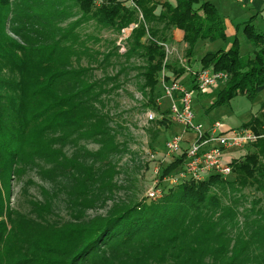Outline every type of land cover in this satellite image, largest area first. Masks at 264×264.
<instances>
[{"label": "trees", "instance_id": "1", "mask_svg": "<svg viewBox=\"0 0 264 264\" xmlns=\"http://www.w3.org/2000/svg\"><path fill=\"white\" fill-rule=\"evenodd\" d=\"M94 1L0 0V264H264V205L244 194L247 188L264 194V138L228 162L227 178L211 175L180 182L156 201L137 200L133 194L116 200L113 158L124 146L117 143L109 100L102 97L118 89V76L92 80L93 67H82L81 62H96L98 54L92 55L75 33L84 22L115 33L136 26L123 56L141 62L139 90L148 94L146 106L167 128L175 125L168 101L160 108L153 93L159 86L163 95L162 70L167 81H179L184 70L165 62L164 33L182 32L190 58L200 41H227L224 18L202 0H133L132 7L116 0L96 6ZM75 14L79 17L66 23ZM253 21L254 16L242 25L253 46L250 54H240L235 37L226 51L206 52L200 58V69L228 75V81L211 92L216 94L206 113L238 96L252 102L263 91L264 32L257 31ZM115 54L117 49L103 55L97 67L110 66ZM193 81L179 82L196 89ZM209 95L197 94L195 116L194 104ZM262 126L259 115L241 128L259 134ZM83 140L97 150L78 146ZM69 145L80 150L68 156ZM187 148L182 145L163 169L161 181L182 169ZM31 170L55 189H45L44 202L33 204L37 218L9 206L11 182ZM60 193L74 221L58 225L43 215L51 212V200ZM108 198L112 206L106 215L82 220L85 210Z\"/></svg>", "mask_w": 264, "mask_h": 264}, {"label": "rangeland", "instance_id": "2", "mask_svg": "<svg viewBox=\"0 0 264 264\" xmlns=\"http://www.w3.org/2000/svg\"><path fill=\"white\" fill-rule=\"evenodd\" d=\"M122 2L127 7H132L130 0H116ZM213 3L217 6L218 12L221 16L229 17L231 24L233 23V33L228 37L226 42L216 41L213 43L207 41L198 42L196 52L192 54L191 59L186 56V47L182 44L181 40H177L178 35L173 36L172 29L165 32V44L163 46L165 50V62L172 66H177L184 70L183 75L188 74L192 79L190 71H198L200 69V58L207 52H216L218 50L226 51L236 37L240 44V54L247 55L253 50V46L245 39L241 26L238 33L235 23H242L247 21L257 11L260 16L257 23H253V26L257 31L264 32V7H259L255 10L247 9L251 5H256L257 2L252 0H238L234 2V8L232 10L226 9L220 1L217 0H202ZM263 3H261L262 5ZM232 11V12H231ZM73 12H76L74 9ZM79 17L78 14L74 15V18L68 19L66 23L74 21ZM65 23V24H66ZM63 24V26L65 25ZM228 31L231 29L228 26ZM236 29V30H235ZM75 33L79 36V40L84 42L85 46L91 51L92 55L96 56L97 61L84 58L81 62L82 67H87L89 64L93 67L90 73L92 80L104 79L105 75L109 77L118 76L116 79L118 89L114 90L111 94L103 95L102 98L109 100L108 109L113 117V123L110 125L118 133L116 135L117 143L124 146V152L113 158V165L115 168L114 184L116 189L113 190L115 199H123L126 195L133 194L137 200L148 199V192L153 188L154 183L165 192L168 188L174 187L179 184V180L176 178L175 173L166 177L164 180H160L163 169L176 159V155L169 154L166 151L165 142L174 134L184 135L185 137H193V135H187L183 133V128L177 125H170L164 128L158 124L160 117L154 119V121L146 122V113L155 111L146 106L147 97L144 96L139 88L142 85V79L140 77L139 68L141 62L138 58L133 57L129 61H126L123 54L120 53L118 45L119 33H115L112 30L104 29L97 26L93 22L82 23ZM128 40V39H127ZM126 50L128 49L127 41L125 42ZM117 49L115 54L110 59V66L105 68H98L102 56L108 52ZM91 67V68H92ZM165 71V70H164ZM166 72H171L166 69ZM181 75V76H183ZM89 76V77H90ZM174 78V77H173ZM112 84L109 83V86ZM147 93V91H146ZM216 93H210L206 98H202L200 102L194 104L197 115L196 121L205 126H209L215 120L228 124L233 128H240L243 124L247 123L252 117L263 115L264 111L261 109L262 101H264V89L260 90L256 99L249 102L243 97H236L229 104L213 109L211 112H207V108L214 101ZM153 97L157 106L160 108H166L164 104L163 95L160 91V87L157 86ZM168 101V100H167ZM169 105V102H168ZM156 114V113H155ZM117 127L122 128L120 132ZM156 135L153 139V135ZM183 143V147L186 148L189 142L187 139ZM78 146H81L84 150L95 151L97 146L90 141H80ZM120 146V148H121ZM80 150L79 147L67 146L65 148L68 156ZM123 149V148H122ZM250 147L242 149H230L224 153V162H230L233 158L241 157L250 151ZM231 180V179H230ZM47 192H54L55 189L51 183L47 180H43L39 177L37 170L28 171V173L19 178L14 179L11 182L9 206L23 216H29L30 218H37L36 213L33 211L34 203H43L45 195L44 190ZM244 194L248 200L260 199V205H264V194L255 193L251 188L244 190ZM106 199L103 203L95 202L92 209L85 210L82 220H90L96 216L106 215L109 208L112 206V201ZM51 212L44 214L45 221L52 224H62L69 221H74L70 215V211L66 208L64 195L60 193L55 200H51ZM114 201V200H113ZM152 201V200H149Z\"/></svg>", "mask_w": 264, "mask_h": 264}, {"label": "built area", "instance_id": "3", "mask_svg": "<svg viewBox=\"0 0 264 264\" xmlns=\"http://www.w3.org/2000/svg\"><path fill=\"white\" fill-rule=\"evenodd\" d=\"M103 0H95L96 6L102 4ZM131 2L133 0H130ZM131 25L119 33V52L125 53L127 41L131 31L135 28ZM164 46V44H161ZM193 78L192 87H187L174 78L168 81L165 79V71L162 70L160 83L163 98L169 102V115L173 124L181 126L183 133H190L193 139L189 142L186 150L185 162L175 176L180 182H199L211 175L227 178L231 174L228 162H224V153L230 149H242L255 143L258 139L264 138V113L262 115L263 126L259 134L250 129L238 128L227 133L221 131V124L214 123L209 131H206L203 124L196 121L193 112V103L198 93H211L228 81V75L224 72H214L212 69H200L190 71ZM158 118L153 112L146 113V122ZM184 135L175 134L166 142V151L169 154H177L181 151ZM163 192L158 184L154 183L153 188L148 192V199L152 201L162 198Z\"/></svg>", "mask_w": 264, "mask_h": 264}, {"label": "crops", "instance_id": "4", "mask_svg": "<svg viewBox=\"0 0 264 264\" xmlns=\"http://www.w3.org/2000/svg\"><path fill=\"white\" fill-rule=\"evenodd\" d=\"M155 2H158V3H162V2H166V1H169V2H173V0H154ZM217 1H220L223 5H225V8L226 9H229V10H232L233 8H234V2L235 1H238V0H217ZM257 2V4L256 5H251V7L250 8H247L248 10L249 9H251V10H255L256 11V9L257 8H263L264 7V0H252V4H253V2ZM211 3V2H210ZM261 3H263L262 5H261ZM213 4V3H212ZM214 5V4H213ZM215 6V5H214ZM215 8L217 9V6H215ZM217 11H218V9H217ZM259 11H260V9H259ZM259 11H257L254 15H252L251 17H253L254 16V21H253V23H257L258 22V20H259V18H260V16L258 15V12ZM262 11H263V9H262ZM232 12V11H231ZM219 13V12H218ZM223 18H224V22H225V33H226V35H227V38L229 37V36H231L232 35V33H233V23L231 24L230 22H231V20L229 19V17H225V16H222ZM250 17V18H251ZM249 18V19H250ZM248 19V20H249ZM247 20V21H248ZM262 21H264V18H262L261 19ZM247 21H245V22H247ZM245 22H242V23H235L236 24V29H237V33H238V31H239V29H240V27L245 23ZM228 26H229V28L231 29V31H228L229 29H228ZM235 29V30H236ZM173 36H176V35H178V39L177 40H181L182 41V44L184 45V47H186V44L183 42V34H182V32H180V31H178V30H173V34H172ZM198 45V44H197ZM197 45H196V48H197ZM195 48V49H196ZM194 52H196V50L194 51ZM207 52V51H206ZM194 54V53H193ZM191 59V57L189 58V60ZM179 81H181V82H185L186 84H188L189 83V81H190V78H189V76H188V74H185V75H183V76H181L180 78H179ZM217 122H219L218 120H215V122H212L209 126H206V128H205V130L206 131H209L210 129H211V127L213 126V124L214 123H217ZM220 124H221V131L222 132H225V133H227V132H229V131H231V130H234V129H238V128H233V127H231V126H229L228 124H226V123H223V122H221L220 121ZM205 127V126H204ZM241 128V127H240ZM187 135H192V134H190V133H187ZM188 140V141H190V140H192L193 139V137H185L184 136V140Z\"/></svg>", "mask_w": 264, "mask_h": 264}]
</instances>
